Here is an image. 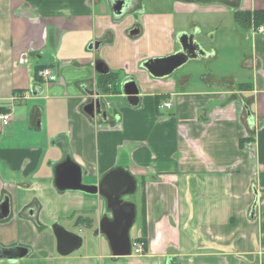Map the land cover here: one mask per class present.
<instances>
[{
	"label": "crops",
	"instance_id": "1",
	"mask_svg": "<svg viewBox=\"0 0 264 264\" xmlns=\"http://www.w3.org/2000/svg\"><path fill=\"white\" fill-rule=\"evenodd\" d=\"M124 5L118 14L108 0H0V108L10 115L6 126L0 120V201L9 202L0 248L29 250L0 261L264 264V24L247 26L235 16L264 10V0ZM192 31L202 33L206 55L163 78L141 67L176 52L177 35ZM97 59L117 73L109 92L98 87ZM190 63L205 70L194 77ZM37 66L57 80L36 78ZM129 79L139 88L134 106L120 88ZM96 96L105 115L84 109ZM66 157L86 184L118 167L135 176L131 239L144 236L141 254L114 258L105 237L92 235L105 211L101 197L55 188V167ZM78 216L92 220L90 233L79 232L83 250L60 256L47 226L55 219L78 226Z\"/></svg>",
	"mask_w": 264,
	"mask_h": 264
},
{
	"label": "water",
	"instance_id": "2",
	"mask_svg": "<svg viewBox=\"0 0 264 264\" xmlns=\"http://www.w3.org/2000/svg\"><path fill=\"white\" fill-rule=\"evenodd\" d=\"M110 10L121 14L123 10L122 0H108ZM139 29L132 30L131 35L138 34ZM202 35L199 31L182 32L177 35L180 44L179 49L167 56L153 57L144 60L141 67L154 78H163L170 75L191 59L206 55L198 41V36ZM100 42L90 44L91 49L98 48ZM94 69L100 75L109 73L104 61L97 59L94 62ZM120 88L126 96L129 104L138 103L139 88L133 79L121 82ZM98 95V93H97ZM90 102L84 109L91 115L102 113L100 96ZM54 186L57 190L80 191L88 194H96L103 198L105 202V212L101 216L98 225L94 228V235L100 234L108 242L111 256L114 258L129 257L132 254V245L130 230L136 222L137 209L132 200L126 199L136 193L138 182L135 176L127 169L118 167L104 173L97 184H86L82 180V171L80 166L70 157L57 164L54 170ZM30 214H32L30 212ZM9 215L8 199L0 205V219ZM50 229L55 238V250L60 256H67L78 250L83 241V236L78 232L65 229L59 223H53ZM1 249V248H0ZM1 252V250H0ZM29 253L28 248L19 246V253L16 255H0L1 259H7L10 262L22 259Z\"/></svg>",
	"mask_w": 264,
	"mask_h": 264
},
{
	"label": "trees",
	"instance_id": "3",
	"mask_svg": "<svg viewBox=\"0 0 264 264\" xmlns=\"http://www.w3.org/2000/svg\"><path fill=\"white\" fill-rule=\"evenodd\" d=\"M236 16V21L238 23H244L245 25L249 26L251 24H253L254 26H259V25H263L264 24V10H254L251 12H237L235 13ZM44 68V66H37L35 68V77H39V71ZM99 79L102 81H98V87H100L101 91L103 92H109L112 89H110L109 87L112 86V84L115 82V80L117 79V73L114 72H109L106 75H99ZM7 110L4 108H0V113H6ZM141 212V211H140ZM75 224L76 225H80L83 224L87 227H91L92 226V220L90 218H84L81 216H78L75 220ZM142 235H144L145 232V223L143 221V216H142ZM135 240L141 241L144 243V247H145V238L144 236L140 237V238H136Z\"/></svg>",
	"mask_w": 264,
	"mask_h": 264
},
{
	"label": "rangeland",
	"instance_id": "4",
	"mask_svg": "<svg viewBox=\"0 0 264 264\" xmlns=\"http://www.w3.org/2000/svg\"><path fill=\"white\" fill-rule=\"evenodd\" d=\"M152 1V0H151ZM213 19H216L218 16L217 15H210ZM220 63H221V61L220 60H216V61H213V62H211L210 64H208V67L210 68V69H212L213 68V66L217 69V65H220ZM187 66H189L190 67V69H192V72H193V76L195 77V76H197V73L199 72V74H201V72L202 71H204L205 69L204 68H199V65H195L194 63H190L189 65H187ZM186 66V67H187ZM186 67H183V68H186ZM180 68V67H179ZM177 70V69H176ZM53 71V70H52ZM56 79H57V75H56ZM136 196V193H135V195H132V196H127L126 197V199H129V200H133V201H137V198L135 197ZM96 215V214H95ZM94 215V216H95ZM60 221V220H59ZM54 223V222H53ZM58 223V222H57ZM60 223V225L61 226H63L65 229H67V230H69V231H73V232H80L81 233V231L83 232V233H85V234H88V233H90V231L85 227V225H83V224H80V225H78V226H75L74 225V223L72 222V223H70V224H67L63 219H61V222H59ZM52 224V223H51ZM51 224H49V227H50V225ZM85 227V228H84ZM136 228H137V226H136V222H135V224H134V226L132 227V229L130 230V237L131 238H134L135 237V230H136ZM94 232V231H93ZM92 232V235H94V233ZM83 235V234H82ZM82 247H80L78 250H76V251H74L73 253H75V254H78L79 253V251H81L82 252V250H83V248L81 249ZM137 255V254H136ZM5 262V261H4ZM0 264H7V263H2L1 261H0Z\"/></svg>",
	"mask_w": 264,
	"mask_h": 264
},
{
	"label": "built area",
	"instance_id": "5",
	"mask_svg": "<svg viewBox=\"0 0 264 264\" xmlns=\"http://www.w3.org/2000/svg\"><path fill=\"white\" fill-rule=\"evenodd\" d=\"M261 28H258L259 31H261ZM39 77L42 78L46 83H51L56 81V74L54 71H52V69L48 68V67H44L39 71ZM166 107H169L170 104L169 103H165L164 104ZM0 120L2 121V125L6 126L8 124V122L10 121V115L3 113L0 114ZM132 245V254H141L143 252V248H142V243L139 242L138 240H132L131 242Z\"/></svg>",
	"mask_w": 264,
	"mask_h": 264
},
{
	"label": "flooded vegetation",
	"instance_id": "6",
	"mask_svg": "<svg viewBox=\"0 0 264 264\" xmlns=\"http://www.w3.org/2000/svg\"><path fill=\"white\" fill-rule=\"evenodd\" d=\"M126 0H122V3L124 4V2H125ZM127 1H129V0H127ZM138 1H141V0H138ZM124 6H126V5H123V9L125 8ZM99 114H101V113H99ZM103 199V198H102ZM6 200V197L3 199V200H1L0 201V205L4 202ZM105 203V202H104ZM27 209V208H26ZM28 210H30L31 211V213H32V218H33V220H34V222L38 225V226H42V223L40 222V220H39V217H38V212H34L33 211V208H29ZM24 211H25V209H24ZM39 211V210H38ZM105 212V211H104ZM23 213V212H22ZM23 215V214H22ZM103 215V214H102ZM100 220V219H99ZM53 222L54 223H56V222H60L59 221V219H55V220H53L51 223L53 224ZM50 223V224H51ZM51 224V225H52ZM60 224V223H59ZM50 225V226H51ZM49 229H50V227L49 226H47ZM51 230V229H50ZM1 250V252H0V255H11L12 254V256L13 255H15V254H17V253H19V246H16L15 248H10V247H8V248H1L0 249Z\"/></svg>",
	"mask_w": 264,
	"mask_h": 264
}]
</instances>
